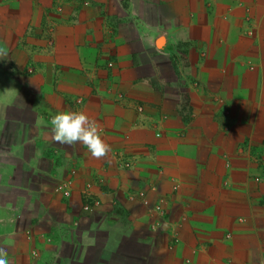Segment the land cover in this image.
Returning <instances> with one entry per match:
<instances>
[{"label":"crops","instance_id":"crops-1","mask_svg":"<svg viewBox=\"0 0 264 264\" xmlns=\"http://www.w3.org/2000/svg\"><path fill=\"white\" fill-rule=\"evenodd\" d=\"M0 48L9 264H264V0H0Z\"/></svg>","mask_w":264,"mask_h":264},{"label":"clouds","instance_id":"clouds-1","mask_svg":"<svg viewBox=\"0 0 264 264\" xmlns=\"http://www.w3.org/2000/svg\"><path fill=\"white\" fill-rule=\"evenodd\" d=\"M7 52L0 48V59ZM51 140L63 145L82 144L95 159H104L111 151L101 136L99 124L84 111H61L51 116L48 121ZM7 251L0 247V264H9Z\"/></svg>","mask_w":264,"mask_h":264},{"label":"rangeland","instance_id":"rangeland-1","mask_svg":"<svg viewBox=\"0 0 264 264\" xmlns=\"http://www.w3.org/2000/svg\"><path fill=\"white\" fill-rule=\"evenodd\" d=\"M264 102V101H263ZM262 106H264V105H262ZM257 150V156L258 155H264V148H260V149H256ZM256 150H255V152H256ZM259 157V159H258V161H257V164L260 166V167H262V170H263V172H264V162H261V158L262 157H260V156H258ZM263 159V158H262ZM263 161H264V159H263ZM133 198V197H132ZM131 198V199H132ZM135 198V197H134ZM159 198H162V197H160L159 196ZM160 208V207H159Z\"/></svg>","mask_w":264,"mask_h":264}]
</instances>
